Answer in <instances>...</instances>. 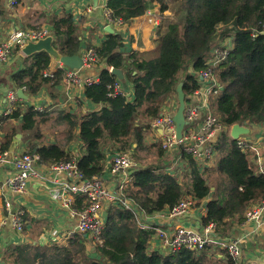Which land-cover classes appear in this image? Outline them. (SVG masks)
<instances>
[{"label": "trees", "instance_id": "1", "mask_svg": "<svg viewBox=\"0 0 264 264\" xmlns=\"http://www.w3.org/2000/svg\"><path fill=\"white\" fill-rule=\"evenodd\" d=\"M155 5L162 12L172 7L178 16L160 32L157 51L127 53L123 51V37L108 32L105 40L94 47L99 78L85 86L86 97L101 104L100 109L79 118L63 114L70 135L79 125V140L85 152L75 160L85 179L102 177L109 154L148 146L146 134L165 102L177 93L180 82H184L186 95L199 87L195 72L209 67L207 61L220 42L231 46L227 56L215 66L221 83L212 100L216 115L229 126L264 123V0H107L105 8L113 17L129 23ZM77 21L70 13L50 20L54 45L62 54L72 55L82 48ZM52 62L45 51L28 56L25 65L11 76L14 86H25L29 93L36 94L51 81L59 83L64 69L50 72ZM112 67L124 69L132 93H114L118 78L111 72ZM47 72L53 75H46ZM182 72L184 79L180 78ZM49 118L50 112L20 102L11 113L0 114V132H4L0 154L9 151L16 134L22 133L30 141L26 152L39 154L43 163L74 159L65 145L42 141V124ZM215 145L219 156L209 176L205 174V162L187 152L184 144L181 154L188 169L183 180L162 171L160 160L134 166V179L123 188L122 195L131 206L110 204L100 242L75 231L63 244H12L0 264H213L205 251L182 248L162 252L152 247L155 227L142 228L139 220L142 212L171 211L187 196L198 205L210 198L203 226L213 222L218 235L230 236L235 225L247 219L248 209L264 199V171L254 166L252 153L228 133L222 132ZM157 149L160 156L168 152L161 142ZM223 251L227 256L223 264H234Z\"/></svg>", "mask_w": 264, "mask_h": 264}, {"label": "crops", "instance_id": "2", "mask_svg": "<svg viewBox=\"0 0 264 264\" xmlns=\"http://www.w3.org/2000/svg\"><path fill=\"white\" fill-rule=\"evenodd\" d=\"M107 0H99V5L95 6L93 0H21L18 5L11 6L10 0H0V43L12 39L14 33L20 30L32 29L35 27H47L52 31V20L55 16H62L65 13L72 14L78 19L82 35V48L79 52L83 53L88 48H94L100 45L105 40L108 24L105 22V5ZM91 7V9H89ZM178 16L176 11L170 7L162 12L155 5L145 14L136 17L129 23L110 25L115 32L123 37V51L130 53L140 51L145 53L156 52L160 40V32L164 30L165 25L169 21L176 20ZM21 48H17L13 57L4 63H0V112L7 107V96L11 89H17L11 79L12 74L22 68L27 62ZM105 66V62H101ZM60 67L57 62H52L50 72H56ZM192 73L193 67L189 68ZM100 68L95 65L85 67L80 71L82 83H70L64 80V77L59 83L54 81L42 86L36 93L31 94L26 90L27 98H21L20 103L30 105L45 112H50L51 119L55 121L54 125H49L55 128L54 131H45L42 141L61 143L66 146L74 159L81 157L85 148L79 140V125L74 129L72 135H68V131H64L69 123L63 114L70 113L74 117L99 110L101 104L95 103L88 99L85 95V86L87 81L94 82L99 78ZM182 74V73H181ZM122 89L127 92H133L131 82H122ZM170 100V99H169ZM174 103L165 102V109L172 110ZM65 123V124H63ZM252 128V133L244 135L241 138L249 143L256 144V149L262 153H252V163L257 169H264V123L246 122ZM19 125V123H16ZM152 126V125H151ZM64 127L62 131L58 128ZM149 134V135H148ZM161 131L154 130L152 127L147 132L145 142L150 144L161 141ZM230 135V133H229ZM4 136V132H0V139ZM231 137V135H230ZM66 138L65 140H63ZM69 138V140H68ZM219 137L213 138L215 144ZM232 138V137H231ZM60 140V141H59ZM32 141V140H31ZM29 140L24 137V134H16L9 151H7V163H0V261L3 253L12 244H52L54 242L63 244L69 237L75 233L78 219L70 214V211L61 207L58 201L52 196V191L57 187H67L69 193L75 198L76 204H82V197L71 193L70 181L66 173L53 170L49 164L42 165L39 176L34 180L29 181L27 191L23 194H12L6 181L14 169L13 161L16 157L29 150ZM215 150V149H214ZM176 149L165 153L166 156H172L165 167L172 166L174 174L178 175L180 180H183L186 174L187 164L184 159L175 153ZM113 156L108 157L105 161V169L102 173V178L105 183L117 195L120 190L133 181L134 168L123 169L119 173H113L111 166ZM207 165H205V168ZM124 185L123 188L121 186ZM127 187V186H126ZM214 189V187L212 188ZM11 197L16 207L25 209V228L23 233H18L13 227L11 216L6 208V199ZM129 200V199H128ZM210 198L197 204L191 211L186 214L171 216L169 209L161 212L140 214V223L144 225L154 226L166 230L168 233H173L178 228L189 227L195 230L204 228L203 216L206 214V205ZM130 201V200H129ZM81 203V204H80ZM129 205L131 203L128 202ZM109 203L101 205L99 216L106 219ZM141 221V222H140ZM258 219L245 220L239 225H235L230 236L225 238H240L242 246V258L240 264H248L249 262L264 263V236L259 226ZM154 228V229H155ZM56 230L57 234L52 235ZM151 246L161 247V241L157 236V232L151 237ZM205 250L209 258V263L219 264L226 262V254L223 249H215L210 246Z\"/></svg>", "mask_w": 264, "mask_h": 264}, {"label": "built area", "instance_id": "3", "mask_svg": "<svg viewBox=\"0 0 264 264\" xmlns=\"http://www.w3.org/2000/svg\"><path fill=\"white\" fill-rule=\"evenodd\" d=\"M21 0H10V5L15 6ZM91 9V7L89 8ZM105 22L108 25L124 24L121 18H115L110 11L105 8ZM51 29L47 27H35L27 30H20L14 33L11 40L0 43V63L9 61L17 48H22L29 40L37 41L51 33ZM229 41V40H228ZM227 41V42H228ZM229 46V45H228ZM226 41L217 43L213 48V55L207 61L209 67L195 72V76L199 81V87L186 95L185 115L188 121L186 124L183 137L179 139L176 135V122L174 115L176 109L162 111L160 116L153 120L152 127L154 130H160L161 144L166 151L176 149L182 157L181 147L184 144L185 150L193 153L202 163L205 160L212 158L214 152L213 140L214 135H219L222 132L229 131L231 125H225L216 115L212 100L218 95L221 83L215 73V66L227 56L228 50ZM230 48V46H229ZM227 50V52L225 51ZM85 66L95 65L98 62V56L95 48H88L82 53ZM60 68L64 69V80L70 83H82L83 79L80 76V71L70 69L64 64L59 63ZM46 75H53L47 72ZM89 82V81H87ZM122 82L118 80L114 85L115 92H123ZM26 92V87H20ZM18 89H11L7 96V107L0 114L11 113L17 106V102L21 97L18 94ZM243 124L247 125L246 122ZM249 126V125H247ZM250 127V126H249ZM244 136V135H243ZM242 137V136H241ZM237 139L241 147L247 148L248 141L242 138ZM256 144L250 143V147L254 148L257 153ZM113 156L111 171L119 173L123 169L134 168L135 157L134 152L130 149L117 151ZM7 152L0 154V163H7ZM14 169L7 178L6 184L10 188L12 194L20 195L27 191L28 183L39 176L41 166L46 165L40 160L37 153L24 152L16 157L13 161ZM50 167L57 172L67 174L70 183L71 193L82 197V204L77 206L75 198L69 193L67 187H57L52 191V197L59 202L61 207L70 211V214L77 217L78 223L76 231L88 233L92 238L100 242L101 232L104 228L106 219L99 216V211L103 203L116 204L122 203L127 207L131 205L128 199H122L123 189L119 194H115L112 189L105 185L103 178L94 176L88 179L83 177L76 160L60 161L49 164ZM172 172L174 168L169 166L166 168ZM264 171V169L262 170ZM174 172V171H173ZM172 172V173H173ZM174 174V173H173ZM124 185L121 186L123 188ZM197 201L191 196L182 198L178 204L170 211L171 216L183 215L196 207ZM6 208L10 213L13 227L18 233H23L25 228V209L16 207L11 197L6 199ZM247 220L258 219L259 226L264 236V199L246 212ZM140 223L142 228L148 229L151 226ZM216 224L211 222L200 231L183 227L178 228L173 233H168L166 230L155 228L157 236L161 241L162 252H177L182 248L193 249L198 252H203L210 246L215 249H225L234 260V264H240L242 258V246L240 238H225L216 232ZM75 232V231H74ZM54 230L52 235H56ZM55 243V242H54ZM157 248V247H155ZM158 249V248H157ZM248 264H264L262 262H249Z\"/></svg>", "mask_w": 264, "mask_h": 264}, {"label": "water", "instance_id": "4", "mask_svg": "<svg viewBox=\"0 0 264 264\" xmlns=\"http://www.w3.org/2000/svg\"><path fill=\"white\" fill-rule=\"evenodd\" d=\"M95 6L99 5V0H93ZM109 32L114 33L115 30L108 25L106 28ZM264 34V31H263ZM55 35L54 33H49L45 37L38 39L37 41L29 40L22 48V52L27 55L31 56L37 52L45 51L47 52L54 62L62 63L66 67L75 70H83L86 66L84 63V59L81 52L74 53L72 55H65L62 54L59 49L54 45ZM111 72L117 76L118 80L121 82L126 81V74L124 69L118 67H112ZM184 82H180L177 85V97H178V107L174 115V120L176 122V135L179 139L183 137V132L185 129L186 124L188 121L185 115L186 109V93L184 91ZM18 94L21 98H27V94L23 91V89H18ZM252 128L243 124V123H234L231 125L230 135L233 139H239L243 135L251 134ZM89 236L88 233L85 234Z\"/></svg>", "mask_w": 264, "mask_h": 264}, {"label": "rangeland", "instance_id": "5", "mask_svg": "<svg viewBox=\"0 0 264 264\" xmlns=\"http://www.w3.org/2000/svg\"><path fill=\"white\" fill-rule=\"evenodd\" d=\"M229 46H231V43H229ZM229 46L227 47L228 51H229ZM227 50H225V51L227 52ZM184 75L185 74L182 72V74H180V78L184 79ZM168 102H169V104L174 103V110L175 109L177 110V107H178L177 93H174L172 95V98H170V100H168ZM53 120L54 119H51V116H50L49 120L42 124V131H43L44 134H45V131H50L51 132V131L55 130V128L49 127V125H54L55 124V121H53ZM63 124H65V123H63ZM63 129H64V127H60V128H58V131H62ZM68 130H69V126L66 127L64 131H68ZM226 133H228V135H229V131H226ZM68 135H69V133L67 134L66 137H68ZM215 137H220V134L213 136V138H215ZM229 137H230V135H229ZM65 139L66 138H64L63 140H65ZM147 145L148 146L143 148V149H135V150L133 149L132 150V152H134V157H135V167H139V166L146 165V164H149V163H154V162H157L158 160H160L161 162H163V165H164V168L162 169V171L169 172V170L166 169L167 166L165 167L166 163H169V161H165V160L172 159V156H166V155L160 156V155H158V149H157L158 143L157 142H155L154 144H150L149 141H148ZM244 149H248L250 151L251 150L250 143L248 144L247 148H244ZM252 151H253V154H257V151L255 149L252 150ZM259 153L261 154L262 151H259ZM218 156H219V153L215 149L214 152H213L212 158L204 161L205 164L207 165V167L205 168V171H206V169H208V172H206L205 174L208 173L207 174L208 176H209V172H211V170H212L211 168L214 166V163L217 161V157ZM187 169H188V166H187ZM187 169H185V170H187ZM173 175L179 177L176 174H173ZM209 248H211V247H209Z\"/></svg>", "mask_w": 264, "mask_h": 264}]
</instances>
